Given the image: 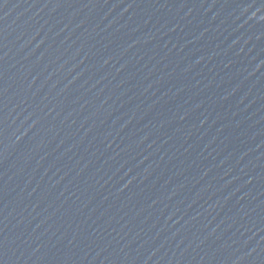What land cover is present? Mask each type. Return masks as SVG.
I'll use <instances>...</instances> for the list:
<instances>
[{"label": "water", "instance_id": "water-1", "mask_svg": "<svg viewBox=\"0 0 264 264\" xmlns=\"http://www.w3.org/2000/svg\"><path fill=\"white\" fill-rule=\"evenodd\" d=\"M0 264H264V0H0Z\"/></svg>", "mask_w": 264, "mask_h": 264}]
</instances>
